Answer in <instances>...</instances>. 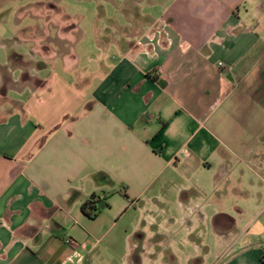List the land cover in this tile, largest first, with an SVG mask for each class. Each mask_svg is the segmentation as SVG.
Here are the masks:
<instances>
[{
	"label": "crops",
	"instance_id": "0c3cea01",
	"mask_svg": "<svg viewBox=\"0 0 264 264\" xmlns=\"http://www.w3.org/2000/svg\"><path fill=\"white\" fill-rule=\"evenodd\" d=\"M160 1L89 94L19 67L3 91L0 72V264H86L82 204L126 180L139 199L169 165L213 179L219 250L189 263L264 264V0Z\"/></svg>",
	"mask_w": 264,
	"mask_h": 264
},
{
	"label": "rangeland",
	"instance_id": "374dc122",
	"mask_svg": "<svg viewBox=\"0 0 264 264\" xmlns=\"http://www.w3.org/2000/svg\"><path fill=\"white\" fill-rule=\"evenodd\" d=\"M152 6L148 0H0V64L19 56L24 60L19 68L31 76L28 82L36 81L39 70L42 77L59 75L89 94L120 56L116 41H136L164 10L160 0ZM212 183L206 171L192 176L169 165L139 199L133 183L109 184L104 191L110 207L91 222L94 235L85 230L86 264H190L205 247L216 253ZM183 189L199 195L191 194L183 205ZM233 228L237 234L242 230Z\"/></svg>",
	"mask_w": 264,
	"mask_h": 264
},
{
	"label": "trees",
	"instance_id": "16d2710c",
	"mask_svg": "<svg viewBox=\"0 0 264 264\" xmlns=\"http://www.w3.org/2000/svg\"><path fill=\"white\" fill-rule=\"evenodd\" d=\"M24 64V60L16 56L13 57L12 62H11V67L6 66V67H1L0 66V71L5 75V82L3 86V91L7 90L8 85L12 83L11 79V72H12V66L14 67H20ZM10 67V68H8ZM30 79L28 73L24 74V80L28 81ZM108 195L104 196H99L97 194H92L81 206V211L85 216H87L91 220H95L101 211L108 209L110 207L108 203Z\"/></svg>",
	"mask_w": 264,
	"mask_h": 264
},
{
	"label": "built area",
	"instance_id": "2783aa9c",
	"mask_svg": "<svg viewBox=\"0 0 264 264\" xmlns=\"http://www.w3.org/2000/svg\"><path fill=\"white\" fill-rule=\"evenodd\" d=\"M71 245L74 247V253L73 255H71L69 258H68V261L69 263L70 262H75L76 260L77 261H81L83 259V256L81 254V252L79 251V248L83 249V250H86L87 249V244L83 243V244H79L77 242H71Z\"/></svg>",
	"mask_w": 264,
	"mask_h": 264
}]
</instances>
